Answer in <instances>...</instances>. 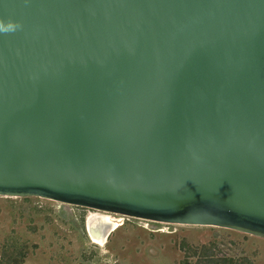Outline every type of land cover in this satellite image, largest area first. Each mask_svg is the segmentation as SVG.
<instances>
[{
	"label": "water",
	"instance_id": "water-1",
	"mask_svg": "<svg viewBox=\"0 0 264 264\" xmlns=\"http://www.w3.org/2000/svg\"><path fill=\"white\" fill-rule=\"evenodd\" d=\"M0 197L264 239V0H0Z\"/></svg>",
	"mask_w": 264,
	"mask_h": 264
},
{
	"label": "rangeland",
	"instance_id": "rangeland-1",
	"mask_svg": "<svg viewBox=\"0 0 264 264\" xmlns=\"http://www.w3.org/2000/svg\"><path fill=\"white\" fill-rule=\"evenodd\" d=\"M94 213L100 212L41 198L0 197V264L18 260L17 254H23L21 264H264V239L116 214L110 215L122 225L100 246L85 229Z\"/></svg>",
	"mask_w": 264,
	"mask_h": 264
},
{
	"label": "bare ground",
	"instance_id": "bare-ground-1",
	"mask_svg": "<svg viewBox=\"0 0 264 264\" xmlns=\"http://www.w3.org/2000/svg\"><path fill=\"white\" fill-rule=\"evenodd\" d=\"M122 225V219L106 213H94L87 216L85 226L89 240L97 245H103L110 233Z\"/></svg>",
	"mask_w": 264,
	"mask_h": 264
},
{
	"label": "trees",
	"instance_id": "trees-1",
	"mask_svg": "<svg viewBox=\"0 0 264 264\" xmlns=\"http://www.w3.org/2000/svg\"><path fill=\"white\" fill-rule=\"evenodd\" d=\"M16 256H19V261L18 260H15V259H13L11 262H7L8 264H21V260H22V258H23V254H17V255H15V257ZM1 261V260H0ZM214 264H220L219 262H214Z\"/></svg>",
	"mask_w": 264,
	"mask_h": 264
},
{
	"label": "clouds",
	"instance_id": "clouds-1",
	"mask_svg": "<svg viewBox=\"0 0 264 264\" xmlns=\"http://www.w3.org/2000/svg\"><path fill=\"white\" fill-rule=\"evenodd\" d=\"M17 26H18V25H17ZM12 27H13V26H12L11 24H9V25H8V29H3V30H10V29H12Z\"/></svg>",
	"mask_w": 264,
	"mask_h": 264
}]
</instances>
